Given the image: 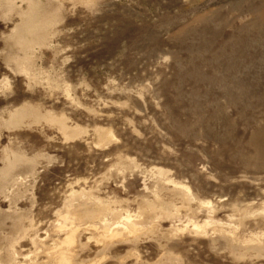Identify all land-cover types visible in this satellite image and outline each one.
<instances>
[{
    "label": "rangeland",
    "instance_id": "1",
    "mask_svg": "<svg viewBox=\"0 0 264 264\" xmlns=\"http://www.w3.org/2000/svg\"><path fill=\"white\" fill-rule=\"evenodd\" d=\"M261 130L264 0H0V264H264Z\"/></svg>",
    "mask_w": 264,
    "mask_h": 264
},
{
    "label": "bare ground",
    "instance_id": "2",
    "mask_svg": "<svg viewBox=\"0 0 264 264\" xmlns=\"http://www.w3.org/2000/svg\"><path fill=\"white\" fill-rule=\"evenodd\" d=\"M31 5V4H30ZM29 21H30V19H29ZM33 22V21H32ZM25 25V24H24ZM24 25H22V26H24ZM27 25V24H26ZM24 27H26V26H24ZM31 29H32V27H31ZM24 106H22V108H23ZM28 110V109H27ZM33 113V112H32ZM25 115V109L23 108V109H21V110H15V111H13V112H11L10 113V115L8 116V119L7 120H5V122L3 121V124H4V126H5V124H6V126L8 127V126H14V125H16L15 123L17 122V119L20 117H23L24 115ZM34 114H35V112H34ZM23 115V116H22ZM33 114H31V116H32ZM29 116V115H28ZM28 116H26V117H28ZM24 119V118H23ZM19 120V119H18ZM20 121V120H19ZM21 122V121H20ZM19 122V123H20ZM259 136L258 137H255V147H256V152H257V156L260 158V159H262V162H263V164H264V130H261L260 132H259ZM6 170V169H5ZM8 171V170H7ZM7 171H6V173H4V174H6L7 175ZM158 171L160 172L161 171V169H158ZM2 172H3V170H2ZM1 173V172H0ZM1 174H3V173H1ZM4 174H3V176H4ZM5 175V176H6ZM8 175H9V173H8ZM7 175V176H8ZM5 176H4V178H5ZM10 177V176H9ZM8 178V177H7Z\"/></svg>",
    "mask_w": 264,
    "mask_h": 264
}]
</instances>
